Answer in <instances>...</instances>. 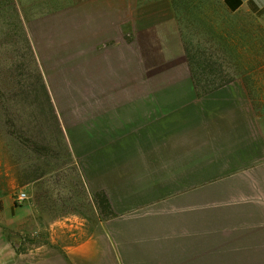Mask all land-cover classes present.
Masks as SVG:
<instances>
[{
    "label": "crops",
    "instance_id": "0c3cea01",
    "mask_svg": "<svg viewBox=\"0 0 264 264\" xmlns=\"http://www.w3.org/2000/svg\"><path fill=\"white\" fill-rule=\"evenodd\" d=\"M218 1L264 23V0ZM159 4L78 0L27 23L77 185L0 194V264H264L245 227L264 222V120Z\"/></svg>",
    "mask_w": 264,
    "mask_h": 264
},
{
    "label": "rangeland",
    "instance_id": "374dc122",
    "mask_svg": "<svg viewBox=\"0 0 264 264\" xmlns=\"http://www.w3.org/2000/svg\"><path fill=\"white\" fill-rule=\"evenodd\" d=\"M73 1L78 0H0V194L4 197L15 198L21 188L28 190L42 177L54 179L60 187L77 185L73 156L58 134L31 59L27 29L35 17ZM160 1L159 6L176 11L188 47L197 51L200 70L222 82H241L257 118L264 120V23L246 13L228 14L218 0ZM251 220L246 230L261 235L264 247V222ZM31 244L29 238L24 247Z\"/></svg>",
    "mask_w": 264,
    "mask_h": 264
},
{
    "label": "trees",
    "instance_id": "16d2710c",
    "mask_svg": "<svg viewBox=\"0 0 264 264\" xmlns=\"http://www.w3.org/2000/svg\"><path fill=\"white\" fill-rule=\"evenodd\" d=\"M28 41L30 43V37H29ZM97 200H98L99 207L101 208L102 211H105L108 209V202H107L106 197L104 195H98Z\"/></svg>",
    "mask_w": 264,
    "mask_h": 264
},
{
    "label": "built area",
    "instance_id": "2783aa9c",
    "mask_svg": "<svg viewBox=\"0 0 264 264\" xmlns=\"http://www.w3.org/2000/svg\"><path fill=\"white\" fill-rule=\"evenodd\" d=\"M28 200V196L26 193L22 192L17 196V202L25 203Z\"/></svg>",
    "mask_w": 264,
    "mask_h": 264
}]
</instances>
